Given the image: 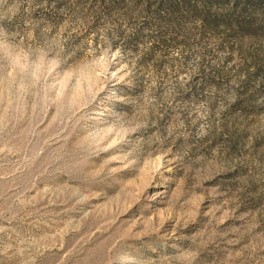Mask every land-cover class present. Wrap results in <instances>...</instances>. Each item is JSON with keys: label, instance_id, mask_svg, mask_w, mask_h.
<instances>
[{"label": "rangeland", "instance_id": "374dc122", "mask_svg": "<svg viewBox=\"0 0 264 264\" xmlns=\"http://www.w3.org/2000/svg\"><path fill=\"white\" fill-rule=\"evenodd\" d=\"M0 264H264V0H0Z\"/></svg>", "mask_w": 264, "mask_h": 264}]
</instances>
